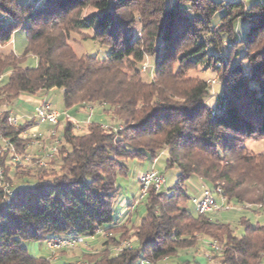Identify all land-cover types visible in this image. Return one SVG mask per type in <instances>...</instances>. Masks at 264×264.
Segmentation results:
<instances>
[{"label":"trees","instance_id":"obj_1","mask_svg":"<svg viewBox=\"0 0 264 264\" xmlns=\"http://www.w3.org/2000/svg\"><path fill=\"white\" fill-rule=\"evenodd\" d=\"M241 21L249 25L244 38ZM19 29L26 33L22 55L11 48ZM87 31L84 40L110 47L106 57L75 52L72 34ZM0 45V108L22 93L63 89L66 109L98 104L123 124L115 131L90 122L77 133L68 119L56 154L33 174V186L28 180L14 186L9 200L0 187V264H54L30 255L24 242L110 226L98 250L81 249V263L146 258L158 264L205 237L219 244L220 252L211 251L222 264H263L264 223L242 218L245 233L238 237L230 224L191 212L187 186L198 178L220 186L230 203L264 208V151L247 148L249 140L264 137V0H0ZM29 55L37 59L34 67L24 65ZM147 56L156 61L145 79ZM200 65L221 84L214 108L208 79L189 74ZM9 114L0 112V134L27 154L29 138L20 135L37 121L15 128ZM165 153L166 169H179L177 184L170 193L150 188L143 197L146 216L138 224L121 223L117 176L127 173L129 159L155 163ZM26 154L23 164L41 158L24 161ZM13 157L7 150L1 155L10 183L20 167ZM125 239L133 247L114 254ZM69 260L63 264H80Z\"/></svg>","mask_w":264,"mask_h":264},{"label":"rangeland","instance_id":"obj_2","mask_svg":"<svg viewBox=\"0 0 264 264\" xmlns=\"http://www.w3.org/2000/svg\"><path fill=\"white\" fill-rule=\"evenodd\" d=\"M20 2H31L32 0H19ZM169 1V0H167ZM248 4L256 2L258 0H246ZM91 10V9H89ZM89 10L86 11V13L89 12ZM248 23L245 21H241L239 23L238 27V35L242 38L245 37V34L248 30ZM91 32L87 31L86 33H73L70 44L75 50V52L79 55L81 54H88L91 56H99V57H106L107 54L110 51V47L106 45H100L99 43L93 41V40H84L83 38L88 37ZM26 45V33L24 29H19L15 32L13 39H12V45L11 48L15 51L16 54L22 55L24 52V48ZM0 50H3L2 45H0ZM156 61V56H147L145 59V63L148 65H153ZM37 63V59L34 55H29L26 58V61L24 63L25 66H35ZM143 76L145 79H148V73L147 71H143ZM192 76H197L201 78H207L208 82L210 83V95L208 97V104L211 107H215V100L216 95L218 94V90L220 87V81L218 77H210L211 70L206 66H198L197 69H194L190 71L189 73ZM211 80H216V83L214 85L211 84ZM43 93L38 94H30V93H22L17 99H15L12 104L9 106L1 107L0 112L4 111L5 109L9 110L10 113L14 115H33L35 108L38 104L42 102L43 99L47 98L52 102V108L56 111H65L66 106L63 100V93L61 90L56 89L52 90L49 93L45 94L43 96ZM45 97V98H43ZM94 106L93 108L90 107H84L82 110H75V120H72L74 124L76 125V132L82 133L86 131V127L88 123L90 122H100L103 124H108L112 128H116V130H121L123 128L122 123H118L116 119H113L110 115H108L110 118L107 117L106 114H104L98 106V104H92ZM22 122V121H21ZM67 123V120L64 121L63 125L65 126ZM62 124V123H61ZM119 124V125H118ZM60 125V123H59ZM59 125L56 128V133L52 134L49 130L50 139L47 144L44 142V136L45 134H42V145H32L33 139H28L27 143L29 142V146L27 148V154L28 156L39 158L34 154V150L42 151V153H45L46 147L51 146L54 144L56 140H59L62 136V129L59 127ZM118 125V126H117ZM31 132H36L34 127L28 129ZM4 146V145H3ZM30 148V149H29ZM32 148V149H31ZM247 148L253 152H262L264 151V137H255L252 140H249L247 142ZM12 154V153H11ZM24 154V155H25ZM21 157H23V154H18ZM13 156V155H12ZM166 158L167 154H162L159 156V158L154 163L155 169L162 172L166 176L167 180V188L171 189L173 188L178 181V175H179V169L177 167L166 169ZM37 160H33L30 163L27 164H19V168L16 169V172H12V185L17 186L20 183L25 182L28 180L27 186L32 187L34 184V181L32 180L33 174L39 169L38 164L36 163ZM153 161L151 158H145L143 160L138 159H129L127 161L128 171L126 174H119L116 178L117 186L119 187V199L117 203L115 204V216L119 217V211H120V202L123 199H128L132 202L135 201L134 197L140 195V183L138 181V173L140 171H145L149 169L152 165ZM57 169H59V165L56 166ZM25 177V178H24ZM191 183L199 184V186L202 185L201 181H198L197 179H193ZM209 188H212L210 185H206ZM202 192V189H200L199 194ZM188 194L190 196L193 195L192 189L189 187L188 183ZM218 203L221 205L220 198H217ZM232 208L226 209L222 207V209L216 213H214L212 216L215 220H219L224 223L230 224L231 228L234 230V233L238 237H242L245 233V226L241 222L242 218L248 219L253 225L256 224H263L264 223V208L260 207H249L245 206L243 204H237L232 202L230 204ZM187 207L193 212L194 214L197 213L196 207L193 205L191 200H188ZM257 208V209H256ZM132 216L130 219H132V225L138 224L141 219L146 216L147 214V199L141 198L134 210L132 211ZM129 223V224H131ZM209 238L202 237L200 240V243L197 244L194 248L184 249L180 250L177 256H172L166 259H163L158 264H196V262H202L204 263L207 259L209 264H222L221 257L215 258V255L218 253H213L212 251H209L210 257H205L206 248L203 246V240ZM103 238L101 236L97 237V239L87 245H78L72 248H67L57 250L55 253H53L50 249L46 247V243L44 240L39 241H33L28 240L24 242V245L28 248V251L30 255L32 256H42V257H48L53 260L54 264H63L67 261H70L69 259L78 260L80 264L81 263V249H85L90 252H95V250H98L99 247L102 244ZM97 242V243H96ZM100 244V245H99ZM220 255V254H219ZM264 264V262H263Z\"/></svg>","mask_w":264,"mask_h":264},{"label":"built area","instance_id":"obj_3","mask_svg":"<svg viewBox=\"0 0 264 264\" xmlns=\"http://www.w3.org/2000/svg\"><path fill=\"white\" fill-rule=\"evenodd\" d=\"M143 71L151 72L152 66L148 64H144L142 67ZM2 77H0L1 79ZM216 83V80H211V84L214 85ZM65 117L66 119L72 120L71 116L67 112H59L52 108V102L45 98L42 100L40 104H38L35 108L34 114L29 115H14L10 113L7 117L8 123L17 128L20 124H22L25 120H33L37 121L39 124H45L51 127L50 132L52 134L56 133V128L60 123L61 117ZM22 121V122H21ZM104 128H111L108 124H103ZM115 131L116 128H113ZM22 138H29L32 140V145H42V133L39 131L31 132L29 130L23 132L20 135ZM0 138L3 142V148L0 151V187L3 189V192L5 194L6 199H10L11 196L14 195L13 191V185L6 180L5 177V169L1 163V155L4 150L9 151L12 153L13 160L15 162H18L19 164H23L22 157L18 155L16 151L15 145L12 143L11 139L6 137L3 134H0ZM59 143V140H56L54 144L49 146L47 151H45L44 155L37 160L38 166H47L48 160H50L57 152L58 147L57 144ZM33 160V157L31 156H25L24 161H31ZM138 181L140 183V195L138 198L135 199L133 204L130 205L128 208L126 217H129L140 201L141 198H143L149 191L150 188H154L156 191H162L166 190L167 193L169 192V189L167 188V180L165 174L161 173L155 168H151L148 171L142 172L138 175ZM202 186V192L200 195H193L191 196V201L196 207V210L199 214L202 215H209L212 216L214 213L220 211L222 207L226 209L232 208L230 205L231 203L228 202L227 197L224 194V191L220 186L216 188H209L206 186V184H203ZM217 198H220L221 205L218 203ZM251 207V205H247ZM258 207L262 208V205H257ZM111 227H99L96 229V231L92 234L88 235H70V236H55L52 238H49L45 241L46 247L50 249L53 253H55L57 250L60 249H67L72 248L78 245H87L97 239V237H109L111 233ZM203 246L206 248L205 257H210L209 251L213 250L216 252H220L221 248L217 241L215 240H203ZM133 247V242L129 239L123 240L121 243L113 247L114 254H119L121 251L125 249H131ZM139 264H152L148 259L142 258L139 261Z\"/></svg>","mask_w":264,"mask_h":264},{"label":"crops","instance_id":"obj_4","mask_svg":"<svg viewBox=\"0 0 264 264\" xmlns=\"http://www.w3.org/2000/svg\"><path fill=\"white\" fill-rule=\"evenodd\" d=\"M52 90H56V89H52ZM52 90H50V91H52ZM59 90H61L62 91V93L64 92L63 91V89H59ZM50 91H41V92H39V93H43L44 95L43 96H45V94H47V93H49ZM43 98H45V97H43ZM84 107H90V108H93L94 106H91V105H86V106H83V107H78V106H76V107H73V108H71V109H65V111L63 110V111H59V112H67L70 116H71V119L72 120H75L76 119V117H75V113H74V111L75 110H82V109H84ZM101 108V107H100ZM107 117L108 118H110L108 115H107ZM66 120H68V119H66L65 117H61V120H60V125H59V127L62 129V128H64V125H63V123H64V121H66ZM62 123V124H61ZM34 127V129L36 130V131H39V132H41L42 134H45V136H44V142H45V144H47L49 141H51V137H50V134H49V130L51 129V127L50 126H48V125H45V124H39V123H37L35 126H33ZM49 147H46V149H45V151H47V149H48ZM30 149V148H29ZM32 149V148H31ZM34 154L36 155V156H38L39 158L40 157H42L43 155H44V153H42V151L40 152V151H38V150H34ZM154 163H152V165H151V167L149 168V169H147V170H145V171H148V170H150L151 168H153L154 166ZM145 171H140L139 173H138V175L140 174V173H142V172H145ZM137 178H138V176H137ZM195 179H197L198 181H201L200 179H198V178H195ZM191 181L192 180H190V182H189V187H190V189H192V191H193V195H197V194H199V191H200V189H202V187H201V185L199 186V184H194V183H191ZM202 183V182H201ZM187 189H188V186H187ZM192 195V196H193ZM139 196H137L136 198H138ZM135 197H134V199H136ZM120 204V211H119V220H120V222L122 223V222H125L127 219H129V218H131V216H132V214L129 216V217H126V214H127V211H128V208L130 207V205L132 204V202L130 201V200H128V199H123L122 198V200H121V202L119 203ZM194 205V204H193ZM132 222V219H130L129 221H128V225H129V223H131ZM132 224V223H131ZM130 224V225H131ZM97 243V242H96ZM100 245V244H99Z\"/></svg>","mask_w":264,"mask_h":264}]
</instances>
